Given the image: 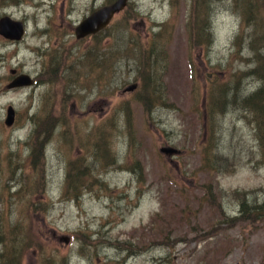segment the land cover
I'll use <instances>...</instances> for the list:
<instances>
[{
  "label": "rangeland",
  "instance_id": "374dc122",
  "mask_svg": "<svg viewBox=\"0 0 264 264\" xmlns=\"http://www.w3.org/2000/svg\"><path fill=\"white\" fill-rule=\"evenodd\" d=\"M114 1L0 0L25 28L0 35V241L35 239L21 264H264V0H128L76 37Z\"/></svg>",
  "mask_w": 264,
  "mask_h": 264
},
{
  "label": "water",
  "instance_id": "95a60500",
  "mask_svg": "<svg viewBox=\"0 0 264 264\" xmlns=\"http://www.w3.org/2000/svg\"><path fill=\"white\" fill-rule=\"evenodd\" d=\"M128 0H115L111 4L104 5L89 14L83 19L75 28V35L77 38L85 37L87 35L96 34L103 30L114 17L115 14L122 11ZM25 33L23 22L13 20L8 16L0 18V35L6 39L19 41L22 39ZM14 70L12 71V73ZM33 80L27 74H20L13 78V80L7 85L9 88L18 87L23 85L32 84ZM137 87V84L127 86L125 91H133ZM14 119V110L11 106L7 107V114L5 118V124L10 126ZM162 154L174 155L178 154L179 150L172 146H163L159 149Z\"/></svg>",
  "mask_w": 264,
  "mask_h": 264
},
{
  "label": "trees",
  "instance_id": "16d2710c",
  "mask_svg": "<svg viewBox=\"0 0 264 264\" xmlns=\"http://www.w3.org/2000/svg\"><path fill=\"white\" fill-rule=\"evenodd\" d=\"M126 7V6H125ZM207 8V7H206ZM208 22V21H207ZM157 27V26H156ZM209 27H210V25L208 24V23H206L205 24V27L203 28V31H202V34H203V36H201L202 38L203 37H205V35H206V39H208V37H209V32H208V30H209ZM204 30H205V33H204ZM141 54V56H143V57H149V54H145L144 52H141L140 53ZM251 74H256V75H258L260 78H262V79H260L261 81H262V83H263V85H264V69L260 66V65H258V66H256L254 69H252L251 71ZM147 87H148V83L146 84V86H145V91H147ZM263 90H262V96L261 97H259V99H264V86H263V88H262ZM148 92V91H147ZM226 90H225V92H224V94H223V99H227V95L228 94H226ZM216 93H218L217 95L219 96L220 95V92H218V91H216ZM216 95V96H217ZM218 100H219V98H218ZM248 100H249V98H248ZM256 100H258L257 98L256 99H254V102L252 103L253 105H256L257 103L255 102ZM215 100L214 99H212V101H211V104H212V109L214 108V106H215ZM147 103H149V104H151V102L150 101H148ZM260 105V104H259ZM257 106V105H256ZM260 107V111L259 112H257L256 114H260V118L259 119H257V120H259V123H261V122H263L264 123V102H263V105H260V106H258V108ZM212 112V111H211ZM65 114V113H64ZM64 114H62V115H64ZM58 124H61V123H58ZM262 128H264V125H262L261 126V129ZM53 133V132H52ZM68 180V179H67ZM66 180V181H67ZM68 184H69V182H68ZM255 209L256 210H261V209H264V202L263 203H261V204H258L256 207H255ZM74 237H75V235H74ZM76 238V237H75ZM35 239L34 238H32L31 239V241L29 240V239H25L24 241H23V243H22V246H21V249L19 250V252H17V250H15V248H14V244L13 243H8V242H4V241H0L1 243H2V252L0 253V260H2L3 261V264H21V261H22V259H23V257H22V251H25V250H27V249H29V248H31L34 244H35V242H33Z\"/></svg>",
  "mask_w": 264,
  "mask_h": 264
}]
</instances>
